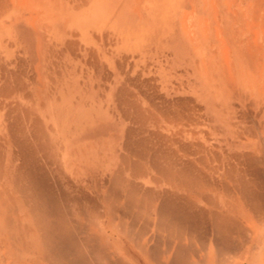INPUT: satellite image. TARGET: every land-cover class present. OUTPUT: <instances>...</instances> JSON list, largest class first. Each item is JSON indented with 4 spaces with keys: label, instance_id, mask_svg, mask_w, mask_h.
<instances>
[{
    "label": "bare ground",
    "instance_id": "obj_1",
    "mask_svg": "<svg viewBox=\"0 0 264 264\" xmlns=\"http://www.w3.org/2000/svg\"><path fill=\"white\" fill-rule=\"evenodd\" d=\"M123 239L264 264V0H0V264Z\"/></svg>",
    "mask_w": 264,
    "mask_h": 264
},
{
    "label": "rangeland",
    "instance_id": "obj_2",
    "mask_svg": "<svg viewBox=\"0 0 264 264\" xmlns=\"http://www.w3.org/2000/svg\"><path fill=\"white\" fill-rule=\"evenodd\" d=\"M122 241H123V245H124V247H125V249L127 251V254H129L135 260V262H137L138 264H147L143 260V258L139 254V252L134 250L126 240L123 239Z\"/></svg>",
    "mask_w": 264,
    "mask_h": 264
}]
</instances>
